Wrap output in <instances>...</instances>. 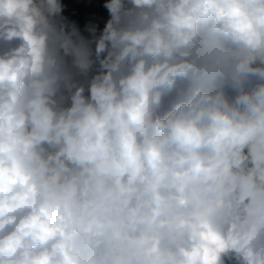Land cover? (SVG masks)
Segmentation results:
<instances>
[{
	"label": "clouds",
	"instance_id": "1",
	"mask_svg": "<svg viewBox=\"0 0 264 264\" xmlns=\"http://www.w3.org/2000/svg\"><path fill=\"white\" fill-rule=\"evenodd\" d=\"M0 264H264V0H0Z\"/></svg>",
	"mask_w": 264,
	"mask_h": 264
},
{
	"label": "trees",
	"instance_id": "2",
	"mask_svg": "<svg viewBox=\"0 0 264 264\" xmlns=\"http://www.w3.org/2000/svg\"><path fill=\"white\" fill-rule=\"evenodd\" d=\"M96 11H97L100 15H106V13H104L103 10H99L98 7H97Z\"/></svg>",
	"mask_w": 264,
	"mask_h": 264
},
{
	"label": "rangeland",
	"instance_id": "3",
	"mask_svg": "<svg viewBox=\"0 0 264 264\" xmlns=\"http://www.w3.org/2000/svg\"><path fill=\"white\" fill-rule=\"evenodd\" d=\"M99 8V7H98ZM99 10H102V9H99Z\"/></svg>",
	"mask_w": 264,
	"mask_h": 264
}]
</instances>
